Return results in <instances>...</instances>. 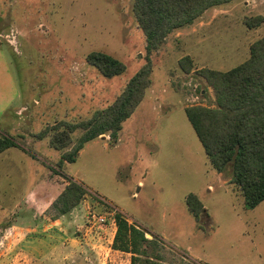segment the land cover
Here are the masks:
<instances>
[{"label": "rangeland", "instance_id": "374dc122", "mask_svg": "<svg viewBox=\"0 0 264 264\" xmlns=\"http://www.w3.org/2000/svg\"><path fill=\"white\" fill-rule=\"evenodd\" d=\"M133 3L0 0V44L10 49L23 95V105L12 111L20 123L16 129L0 125V134L22 141L23 130L37 139V133L60 121L89 119L111 105L149 61L152 68L149 86L124 121L120 139L114 142L104 134L60 168L87 189L66 214V241H53V250L38 254L32 246L39 239L16 232V211L9 209L2 212L6 218L0 216V264H131L132 253L113 248L116 225L99 226L92 219L93 213L110 218L117 211L148 239L160 240L148 251L154 259L160 253L166 264H264V200L255 208L245 207L232 167L223 172L212 167L185 112L188 106H216L214 89L199 71L229 70L249 58L251 44L264 36V21L254 27L247 21L264 18V0L212 7L151 53ZM92 51L119 59L125 71L105 76L88 63ZM185 57L191 59L190 71L180 63ZM82 133L80 128L74 132L66 150ZM17 168L25 174L10 190L9 205L25 196L33 175L29 163ZM48 177L63 189L69 179L63 173ZM7 187L0 178V190ZM189 193L204 205L198 218L187 207ZM3 196L0 191V205Z\"/></svg>", "mask_w": 264, "mask_h": 264}, {"label": "trees", "instance_id": "16d2710c", "mask_svg": "<svg viewBox=\"0 0 264 264\" xmlns=\"http://www.w3.org/2000/svg\"><path fill=\"white\" fill-rule=\"evenodd\" d=\"M231 1L134 0L133 11L145 33L147 51L151 53L176 29L192 25L208 9ZM263 21V16H257L247 22L254 27ZM87 61L107 77L119 75L126 69L122 61L103 51L90 52ZM180 63L187 69L191 59L185 57ZM151 70L149 61L132 76L122 94L111 105L95 111L89 119L60 121L52 128H44L37 133L38 139L49 137L50 145L62 151L57 168H62L65 162H74L88 142L104 134H109L114 142L118 141L124 121L134 113L144 97ZM199 72L213 87L216 106H188L185 109L187 118L212 167L223 172L231 166L233 182L244 197L245 207L255 208L264 200V36L251 44L249 58L239 65L229 70L203 68ZM79 128L83 133L66 150L73 143V134ZM15 146L21 147L16 136L0 134V153ZM86 193L87 189L81 183L69 178L45 213L52 219L66 215ZM186 204L198 218L204 207L198 195L189 193ZM115 222L117 230L113 248L132 253L131 264H166L160 253L154 259L148 251V247H158L160 240L157 237L148 239L145 231L129 223L120 211L115 214Z\"/></svg>", "mask_w": 264, "mask_h": 264}, {"label": "crops", "instance_id": "0c3cea01", "mask_svg": "<svg viewBox=\"0 0 264 264\" xmlns=\"http://www.w3.org/2000/svg\"><path fill=\"white\" fill-rule=\"evenodd\" d=\"M22 101L21 84L12 61L9 47L0 44V125L2 127L17 128L16 126L20 123L21 117L17 119L18 117H14L12 111L17 109V107H21L23 105ZM20 112L16 111V114ZM10 116L14 117V119L11 120L9 118ZM121 131L119 133V139ZM20 134L22 135V141H19L21 147H11L0 153V178H3L8 186L11 187L0 190L4 195L3 201H5L3 205H0V216L2 215L6 218L2 212H5L6 215L9 209H14L16 211L14 221L17 224L12 228L23 235L30 232L27 239L30 237L39 239V243L33 245L32 249L38 252V254H42V251H44V254H47L55 248L52 245L53 241H58L57 244L59 245L68 238L66 233L68 218L66 215H63L59 218L52 219L45 213L63 189L58 188L56 185L58 182H56L57 179L55 177L46 178V176H58V174L63 173L71 178L72 174L61 171L54 166L55 163L60 161L62 151L53 148L49 144L48 139H35L23 130ZM16 137L17 139L19 138L18 136ZM154 139L159 144L160 136L158 132H156ZM117 145L115 144L113 147ZM24 163H29L32 166V170L28 169L33 172L30 188L24 197L20 200H15L16 202L9 205L8 199L11 198L8 195L12 193L10 190L17 181L19 183L21 175L25 174L23 172L24 170L17 168V166ZM66 163L68 162L64 164L66 165ZM38 167L43 168L44 172L38 171ZM73 180L76 181L75 178ZM116 227L113 228L112 238L115 236ZM24 245L27 246L26 243Z\"/></svg>", "mask_w": 264, "mask_h": 264}, {"label": "built area", "instance_id": "2783aa9c", "mask_svg": "<svg viewBox=\"0 0 264 264\" xmlns=\"http://www.w3.org/2000/svg\"><path fill=\"white\" fill-rule=\"evenodd\" d=\"M103 202V199H102ZM105 205V204H104ZM110 206V205H108ZM111 207V206H110ZM115 213V212H114ZM113 214V213H112ZM92 219L100 226V225H108V223L116 224L115 222V216H111L108 218L107 216H103L100 214H92Z\"/></svg>", "mask_w": 264, "mask_h": 264}]
</instances>
